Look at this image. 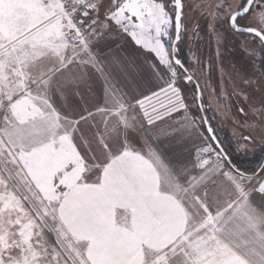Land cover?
<instances>
[{
    "label": "snow or ice",
    "instance_id": "6c2138e0",
    "mask_svg": "<svg viewBox=\"0 0 264 264\" xmlns=\"http://www.w3.org/2000/svg\"><path fill=\"white\" fill-rule=\"evenodd\" d=\"M248 145L264 0H0V264H264Z\"/></svg>",
    "mask_w": 264,
    "mask_h": 264
},
{
    "label": "flooded vegetation",
    "instance_id": "af4514ba",
    "mask_svg": "<svg viewBox=\"0 0 264 264\" xmlns=\"http://www.w3.org/2000/svg\"><path fill=\"white\" fill-rule=\"evenodd\" d=\"M191 27V26H190ZM193 50H199V52L204 53L205 55H212L214 53V41L211 40H204V41H197L193 45ZM190 55L189 50H188V44L186 43L184 46V56L188 57ZM214 86L216 83L219 82V73L215 74L214 78ZM224 86L227 89L228 88V83L227 79H225ZM243 106V105H241ZM231 112H235V106H231ZM213 114H214V108H213ZM231 125H233L234 130L232 132H227L225 133V139H223L220 135V138L222 141H224L225 144H233L235 143L236 139L240 135V130L234 126V124L231 122H228ZM235 131V132H234ZM239 131V132H238ZM235 133V136H234ZM256 148V151H252L247 153L246 155L242 156L237 162L242 166V167H248V168H253L258 166L260 163L264 161V151L261 150L259 145H253Z\"/></svg>",
    "mask_w": 264,
    "mask_h": 264
},
{
    "label": "rangeland",
    "instance_id": "374dc122",
    "mask_svg": "<svg viewBox=\"0 0 264 264\" xmlns=\"http://www.w3.org/2000/svg\"><path fill=\"white\" fill-rule=\"evenodd\" d=\"M227 89L225 88V90H227ZM224 104H225V101L223 99H222V101H220L218 99L216 101V105L214 106L215 107L214 109H215L216 114H217L218 123L220 124V127L223 130V133L219 131V134L221 135V137L223 139L226 138L225 137V133L232 132L234 130L233 125L228 123V122H231V120L222 114L223 113V105ZM248 147H249V149H252V151H256V148L253 145H248ZM252 151H250V152H252Z\"/></svg>",
    "mask_w": 264,
    "mask_h": 264
},
{
    "label": "crops",
    "instance_id": "0c3cea01",
    "mask_svg": "<svg viewBox=\"0 0 264 264\" xmlns=\"http://www.w3.org/2000/svg\"><path fill=\"white\" fill-rule=\"evenodd\" d=\"M113 47H115V46H113ZM220 100V101H222V99L221 98H217V99H215V100H213L212 101V104H211V108H210V111H209V115L210 116H214V122H215V126H216V128H217V131L219 132H222L223 133V130L221 129V127H220V124L218 123V119H217V114H216V111H215V109H214V114H213V108H215L214 106L216 105V101L217 100ZM220 135V134H219ZM221 136V135H220ZM177 151H179V149L177 150Z\"/></svg>",
    "mask_w": 264,
    "mask_h": 264
},
{
    "label": "water",
    "instance_id": "95a60500",
    "mask_svg": "<svg viewBox=\"0 0 264 264\" xmlns=\"http://www.w3.org/2000/svg\"><path fill=\"white\" fill-rule=\"evenodd\" d=\"M221 139V138H220ZM264 162V161H263Z\"/></svg>",
    "mask_w": 264,
    "mask_h": 264
}]
</instances>
